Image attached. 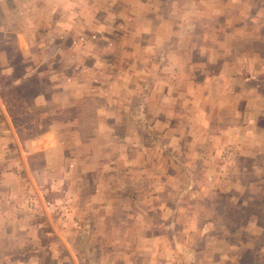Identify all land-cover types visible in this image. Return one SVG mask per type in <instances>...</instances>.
<instances>
[{"label":"crops","instance_id":"0c3cea01","mask_svg":"<svg viewBox=\"0 0 264 264\" xmlns=\"http://www.w3.org/2000/svg\"><path fill=\"white\" fill-rule=\"evenodd\" d=\"M30 1L34 0H0V37L12 35L16 54L22 64V72L17 74H25L21 82L14 78L11 84L16 81L19 86L27 84L26 78L30 76L27 65L36 60L35 56H31V46L46 43L37 37L36 32H41L40 28H49L52 35H46L50 36L47 42L53 43L55 59L56 56L63 59L72 57L70 61L61 60L63 68L55 71L56 76L65 77V84L67 78L75 74H81L83 78L109 74L121 79L122 87L117 96H113L111 101L100 99L103 102L98 104L95 120L97 123L105 120L112 123L114 120L120 126L117 129L130 125V136L116 138L114 132L111 138L118 150L125 151L123 166L118 161L105 163L98 158L97 166L89 167L88 161L99 154L93 150L84 151V161L77 166L72 153L64 155L69 149L59 153V148L64 147L63 143L52 144L56 137L50 131L40 134L42 141L21 147L16 131L12 133L13 130H10V118L0 100L3 112L0 116V264H40L41 255L37 254L43 247L39 242L42 236H39L38 228L39 232L43 230H40L41 225L37 227L32 217L45 209L51 220L47 213L49 206L55 211L53 220L64 222L63 226L69 231L57 230L53 222L52 226L59 235L71 234L72 231L75 236L90 238L93 234H99L98 222L110 215L114 201L125 199L126 204L130 202L132 211L136 209L135 197L128 193L126 198L122 196V185L128 186V180L136 197L141 193L142 181H146L145 199H140L145 202L142 207L144 212L139 215L135 211L136 224L144 220L149 223L151 219L150 228H155L152 216L156 210L159 214V217H155L157 222L165 218L173 222L172 227L177 229L182 226L193 228L195 234L204 240L203 250L209 254L202 255L195 251L190 259L188 255L186 264H264V0H195L191 5H188L189 0H46L52 15L49 19H41L44 21L38 22L37 19V22L29 23L34 34L27 37L26 11L36 10L26 7ZM204 2L209 3L208 8L204 7ZM33 4L37 13L41 11L38 0ZM180 7H184L182 11L186 12L185 15H180L178 19L171 18V15H177ZM120 12H127L124 13L127 16ZM195 16V20L200 22L194 21ZM203 21L213 27L212 32L205 33L201 26ZM197 26H201L200 31L196 30ZM11 29L14 31L11 32ZM171 34L177 38V45L170 52L166 47ZM234 42L241 47H232ZM62 44L66 45L63 50L67 49V53H63ZM171 57L182 61L183 67L172 65L165 68V60H171ZM55 72L41 74L39 69L35 71L36 76L47 77L51 93L53 90H75L69 89L71 85L67 89L62 85L54 89L57 87L53 86ZM12 74L8 51L0 48V75L10 77ZM173 89L176 91L171 93ZM127 93L131 94L128 102L135 101L134 105L132 102L125 103L127 107H137L147 113L145 117L135 116L117 105V98ZM35 100L28 107L34 109L43 105ZM203 107L211 109L210 112L204 114ZM222 108L227 109V124L216 130L218 134H224L226 128L230 129L231 137L225 139L234 143L230 146L233 159L218 167L222 176L213 180H195L196 174L207 168L204 164L198 171L186 165L182 167L181 170L191 180L188 188H195V192H199L195 195L205 204L195 195H192L193 199L189 198L190 193L182 200L175 201L178 193L183 195V187L176 183L180 180L176 167L169 164L184 165L179 161L174 162V159L179 150L186 152L189 137L186 125L191 124L197 135L200 132L196 127L201 128L205 120L223 125V118L219 115ZM107 109L119 111L107 115ZM198 112L202 116L197 115ZM7 129L10 133L6 138ZM190 135L194 137L195 133ZM87 138L91 141L92 135ZM14 140L17 141L16 151L9 146ZM129 140V148L122 147ZM197 148L196 151L201 149ZM35 153L47 154L50 158L60 157L55 161L57 167H30L27 156ZM160 155L162 160L166 159L165 167H153V159ZM100 160L102 163L98 162ZM76 167L81 170L82 178L81 183L77 184L76 179L71 178L72 174L71 177L68 175L71 170L76 171ZM59 169H65V174L53 182L50 178ZM110 174L113 181L104 179ZM83 179H86L85 183ZM111 182L115 190L111 189ZM87 183L93 189L96 187L93 193V189L84 193ZM101 185L106 188L107 195L100 190ZM197 185H200L198 190ZM43 188L47 189V196H43L46 193ZM161 188L172 191L168 193L172 196L168 203L162 198L165 194L163 190L160 191ZM203 188H207L206 191L202 192ZM55 189H59L60 193L62 189L72 192H66L67 195L54 194ZM26 191L34 192L35 197H28ZM103 203L105 210L101 208ZM117 215L120 222L121 219H132L130 211L124 213L119 209ZM182 216L183 223L177 225ZM80 224L83 225L81 230ZM150 228L144 233L146 241L131 242L126 249L117 248L115 243L107 248L102 245L99 249L85 245L81 250L71 247L68 242L64 246L61 243L56 247L53 245L47 249L53 254L50 264L63 261L60 258L63 255L55 257L57 253L60 254V249L65 252L64 261L67 264H124L123 261L115 262L113 257L103 260L106 250V254H109L107 257L112 252L114 256L123 252L127 264H155L158 254L153 249L159 243V237ZM129 233L132 235L133 232ZM120 235L113 236L118 238ZM135 236L138 237L137 234ZM214 236L222 242V249L215 246ZM29 247L35 250H29L26 257L16 255L18 251L26 253ZM74 251L82 253L81 261L75 260L80 256ZM145 253L148 254L146 257ZM181 253L185 264L186 249H181ZM175 254L179 256L180 253L177 251ZM90 255L94 256L92 260Z\"/></svg>","mask_w":264,"mask_h":264},{"label":"rangeland","instance_id":"374dc122","mask_svg":"<svg viewBox=\"0 0 264 264\" xmlns=\"http://www.w3.org/2000/svg\"><path fill=\"white\" fill-rule=\"evenodd\" d=\"M36 0L30 1L26 3V7H32L35 8V11H26L27 17H25V29H26V36L30 37L34 33L32 26L29 27V23H32V21L38 22L41 19H46L52 15L51 8L48 6V2L46 0H38L40 2L39 4V10L37 13V8L33 4ZM189 1H191L189 3ZM188 5H191L195 0H189ZM203 3V1H201ZM204 7L208 8L209 3L204 2ZM181 8V9H180ZM175 16H170L171 18H180V15L184 16L185 11H182L184 7H180ZM126 11V10H125ZM182 11V12H181ZM127 12H120L123 16H127ZM39 14V16H37ZM222 14L220 15V17ZM98 18V17H96ZM30 19V20H29ZM194 21L200 22L196 19V16L193 18ZM44 21V20H41ZM192 23V22H191ZM133 25V24H132ZM204 27L205 33H210L213 30V27L207 24H204V21L202 22V25ZM201 26H197L196 30L200 31ZM14 31L11 29V32ZM40 31H37V37L42 38L43 42L45 41L46 43H43V45H33L31 46V56H35L36 60L34 59V63H29L27 65L28 70L30 72V76L27 79V84L25 86H19L17 85V81L15 84H11V79L17 78L18 82H21L23 78H25V74H17L21 73V60L18 57V54H16L13 42H12V35L8 34L5 37H0V48H4L8 51V54L10 56V62L12 63V68H13V74L9 76H2L0 75V100L3 102V107L4 110L6 111L7 115L10 118L11 126L10 130L12 133L16 131L18 135V140L20 142L21 147H24L25 144H30V143H37L42 141L41 138L39 137L40 134L43 135L45 132L50 131L52 134L55 135V139H53L52 144L54 143H63L64 147L61 146L59 148V153L62 154V150H68L67 153L64 155H67L69 152L70 154L72 153L74 155L75 159V164L77 166H80L81 163L84 161L83 159L85 156L83 155L84 151H90L93 150L94 153H99L98 155L95 154L93 160H89V167H96L97 166V159L101 158L105 163L118 161L119 163H124V157H125V151H120L117 149L115 146V141H113L111 138L113 136V133L115 132V136L117 137H122L126 135L129 137V131H130V125L125 126L122 129H117L120 127L118 124H115L114 120L111 122H107L106 120L103 121V123H97L96 118L98 110V104L102 103L100 99H105L106 101L112 100L113 96H117L119 93V90L122 86H120V80L121 79H115L113 77H110L109 74H98V75H91L89 77L83 78L81 74H75L72 77L67 78V84H65V77L63 76H56V70L60 71L63 66L61 65V60L62 61H67L71 60L72 57H66L65 59L56 56L55 59V50L53 49V43L47 42L50 39V36L47 37L46 35H52V30L49 28H40ZM121 31V30H119ZM196 33L198 34V32ZM140 34V32H138ZM215 38V36H212ZM183 36L181 37V39ZM176 37L171 34V40L170 43L167 45L166 50L167 51H172V49L175 48L176 44ZM195 39V38H194ZM184 41V40H182ZM234 41H239V39H235ZM186 42V41H184ZM235 44L232 45V47L239 48L241 45H238L236 42ZM63 45V47H62ZM61 48L63 53H67V49L63 50L66 48L65 44H62ZM244 45V44H243ZM242 45V46H243ZM219 47V44H217ZM185 47V43H184ZM230 48V47H229ZM187 49V48H186ZM69 50V49H68ZM69 52V51H68ZM70 53V52H69ZM54 55V56H53ZM72 56L73 54L70 53ZM171 60H165V65L164 67H170L172 65H176V67L181 68L182 66V61H176L175 58L171 57ZM39 69L41 71V74L46 73L47 71L49 72H55L53 74V86H57L54 89H59L60 86H64V89H67L68 85H71L69 89H75V90H63V91H54L51 93L49 91V81L46 76H36L35 71ZM25 70V69H24ZM26 71V72H27ZM24 72V73H26ZM79 73V72H78ZM117 77V76H116ZM124 78V77H122ZM60 85V86H59ZM176 90L173 89L171 93H174ZM163 94V92H161ZM131 94L127 93L126 95H123L121 98H117L119 101L117 105L123 106L127 111H131L135 116L138 117H145L147 113L144 111L137 109V107H127L125 103H130L135 104V101H129V96ZM177 95V94H176ZM36 99V100H35ZM33 100L39 101L40 103H43L41 106H37V108H30L28 106L32 105ZM160 104V103H159ZM172 105V104H171ZM145 109V108H144ZM192 110H195L191 108ZM101 110V109H100ZM146 110V109H145ZM199 110V109H198ZM211 109L203 107V113L206 114L207 112H210ZM119 111V109H107V115L113 114L114 112ZM189 111V108H188ZM140 112V113H138ZM197 112V111H194ZM101 113L103 114V110H101ZM149 114V113H148ZM3 115V112L0 108V116ZM94 118H92V116ZM104 115V114H103ZM197 115H201V113H197ZM219 115L223 118L221 120L223 125H218V123H213V121L205 120L204 123H202L201 128H197V132H200L199 135L196 134V132L193 131V126L191 124L186 125V131H187V136L188 137V142H187V149L186 152H182L181 150L178 151L177 153V158L176 160L174 159V162L182 163L184 165H176L175 164H169L171 165L170 167H176L177 169V178L180 180L176 183L181 185L183 187V195H178L176 196V200H182V198L187 195H190L189 198L193 199L192 195H195V193H199L198 191L195 192V188H188L190 185V178L187 175L186 172L181 170L182 167L186 165V167H191L193 169H196L197 171L200 170L201 164H204L207 168L204 170V172H200V174H196L197 177L195 180L197 181H205V180H213L217 177H221L218 167H220L225 161L226 163L233 158H231V152L233 151L230 146L234 144L233 142L231 143V140L225 139L227 136H230V129L224 127L225 132L224 134H218L217 133V127H223L227 122L225 121L226 115H227V109L222 108L221 111H219ZM119 117V116H118ZM117 117V120L119 119ZM210 117V115H208ZM102 119V118H101ZM228 120V119H227ZM95 121V123L93 122ZM160 121V120H159ZM219 122V123H221ZM187 123V121L185 122ZM229 123V122H228ZM1 125V123H0ZM118 125V126H117ZM143 126V125H142ZM116 127V128H115ZM134 128V127H133ZM6 138L7 134H9V129L6 130ZM191 133H195L194 137L193 135L191 136ZM92 135L91 141H88L89 139L87 138L88 136ZM197 135V136H196ZM109 136V137H108ZM94 138V139H93ZM231 139V138H229ZM130 140L125 141L122 145V147H128L129 148ZM50 145V144H49ZM12 150L17 149V141L14 140L13 142H10V145ZM201 148L199 151L198 148ZM16 148V149H15ZM10 150V152H12ZM202 153L201 155H199ZM47 154H32L30 156H27V163L29 164L30 167H57L55 165V161L57 159H60V157H47ZM61 156V155H60ZM65 161V160H63ZM102 163V161H98ZM169 162V161H168ZM166 159L162 160V156L160 155L159 158L153 159V167H165ZM225 164V163H224ZM123 166V164H122ZM61 167V166H60ZM63 167H66V165H63ZM168 167V165L166 166ZM180 167V168H178ZM66 169V168H65ZM65 169L63 170H58L54 171L52 174L51 178L53 182H55L57 179H61V174H65ZM81 170H78L76 167L75 170H71L70 173H68L69 177H72L73 179H76V184L81 183ZM207 173V175H206ZM211 174L208 177V174ZM58 174V177L55 178V176ZM222 174V173H221ZM104 179L111 180L113 181L114 178L113 176L106 175ZM140 179V178H138ZM137 179V180H138ZM172 180L174 177L171 178ZM84 183L86 179H83ZM124 180V179H122ZM145 180V179H144ZM70 183V182H69ZM123 183H125L123 181ZM128 186H125L124 184L122 185L123 189L122 191V196L125 197L126 193L129 195L135 197L137 199V203L134 207H136L135 210L132 211L131 204L128 200L129 203H125L123 199L122 201H114L110 208V215H106V219L104 221H99L98 224H100L97 235H91L92 237H83V236H75L72 234V231H70L71 234L67 235H59L58 232H56V228L59 231L62 232H67L68 230L66 229L65 226H63L62 222H59L58 220H53V215L55 214V211L53 212L51 207L49 206V210H47V213L50 215L51 220L48 219V216L46 214V210L44 209L43 211L34 217V221L37 224V227L40 225V230L42 229L43 231L39 232L38 228V234L39 236H42V240H40V245L43 247L39 251L37 255L40 256V264H50V262H53V254L49 250H47L49 247H52L53 245L56 247L58 244H63L65 245V242H68V244L71 247L77 248L81 250L85 245H90L91 247L96 246L95 248L101 247L102 245H105V247H109L111 244L115 243L117 248H127L131 242L138 243V241L143 240L146 236L144 233H146L147 230H149L150 225H152V220L150 219L149 223H147L145 220L140 221V224H136L138 221L136 220V215L135 211L141 215L144 210H142V207L145 206V202L141 201L142 199H145L143 196V193L145 192V183L146 181H142L141 184V193H138L139 196H135L132 193L133 188H130V181L128 180L126 182ZM112 185L111 189L115 190L116 187L113 186L112 182L110 183ZM55 187V184H54ZM200 185L196 186V189ZM79 188H81V185H79ZM92 186H89V184H86V187L84 189V193L90 192L92 190ZM207 188H203L202 192L206 191ZM69 189H62L61 193L62 195H67L66 192L71 193L72 191H68ZM90 190V191H89ZM96 190L93 189L92 193ZM100 190L107 195L106 188L104 186H100ZM163 190V193L165 195L162 196L164 200L168 203V201L171 200V194L168 195V193L172 192L169 191V189H166L165 191L163 188H161L160 191ZM43 191L46 193H43V196H47V189L43 188ZM27 192V191H26ZM29 193V194H28ZM60 193L59 189L54 190V194ZM60 193V194H61ZM28 197H31L32 195L35 197V193L28 191L27 192ZM89 194V193H87ZM112 194V193H110ZM130 197V196H128ZM140 197V198H139ZM196 198H200L195 195ZM126 198V197H125ZM202 201L201 199H199ZM118 202H123V203H118ZM203 202V201H202ZM204 203V202H203ZM205 204V203H204ZM199 204H197L198 206ZM64 206V205H63ZM105 204H101V208H104ZM27 208V207H26ZM28 209V208H27ZM119 209H121L122 212L126 213L130 211L131 218H127V220L121 219L117 220ZM105 210V208H104ZM129 214V213H128ZM155 217H159L158 211L156 210L153 211V216L152 219L155 221V228L151 226L150 229H152V233L156 232L155 235H157L158 238V244L157 246L153 249L154 253H157V260H155V264H184V257L183 253H181V249L184 250L186 249L187 253V258L185 259V264L188 263V260L195 255V251L201 253L202 255H205L208 251L203 250V245H204V240L198 235L195 234V230L189 229V228H183L179 227L178 229L176 227H172L173 222L170 220H166L164 218V222H157ZM140 217H138V220ZM184 217H181V220L178 221V224H182ZM187 221V220H185ZM53 222L55 224V227H53ZM33 224V220H32ZM157 225H161L158 227L157 230ZM176 225V224H175ZM80 230L83 228V225H79ZM163 227H165L166 233L164 234ZM138 230V231H137ZM133 232L132 235L129 232ZM33 233V232H31ZM69 233V231L67 232ZM44 234V235H42ZM114 234H121L120 237H115L113 236ZM138 235L136 237L135 235ZM61 237L63 239H61ZM117 238V239H116ZM22 239V236L21 238ZM30 239V238H29ZM132 239V240H130ZM144 241H146L144 239ZM143 241V243H144ZM214 243L217 249L221 248L222 249V242L218 240L217 237L214 236ZM34 246V244H33ZM221 246V247H220ZM82 247V248H81ZM111 248V247H110ZM181 248V249H177ZM35 250L33 247H29L25 252L18 251L16 252L17 256H22L26 257V254H28L29 250ZM59 249V248H58ZM175 249V250H173ZM177 251L180 253L179 256L175 253ZM60 254L57 253L55 255H63L60 256L63 261L65 260V252L60 249ZM80 256L75 258L76 261H81L82 253H76ZM107 250L105 251V256L103 260H109L112 257L115 259V262H121L123 261L124 264H127L128 262L124 260L126 258V255L123 254V252H120V254H115L114 252H110V257H107L109 254H106ZM147 253H151V251H147ZM145 253L146 255H148ZM91 254H96L94 252H91ZM209 254V252H208ZM217 254V253H215ZM160 255V256H159ZM189 255V259H188ZM74 256V255H73ZM94 256L90 255V260L93 259ZM85 260V259H84ZM99 258L96 259L98 261ZM59 261L58 264H67L65 261ZM78 261V262H79Z\"/></svg>","mask_w":264,"mask_h":264}]
</instances>
